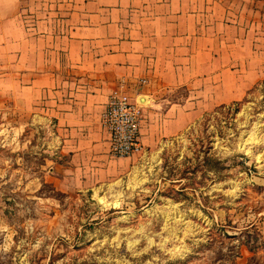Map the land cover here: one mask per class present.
I'll use <instances>...</instances> for the list:
<instances>
[{"label":"rangeland","instance_id":"1","mask_svg":"<svg viewBox=\"0 0 264 264\" xmlns=\"http://www.w3.org/2000/svg\"><path fill=\"white\" fill-rule=\"evenodd\" d=\"M63 2L24 0L53 18ZM0 6V17L22 20V0ZM10 107L0 264H264V248L250 250L258 233L264 241V80L228 112L206 111L157 147L115 157L118 175L78 187L52 170L51 122L24 128ZM213 155L222 178L204 163Z\"/></svg>","mask_w":264,"mask_h":264},{"label":"crops","instance_id":"2","mask_svg":"<svg viewBox=\"0 0 264 264\" xmlns=\"http://www.w3.org/2000/svg\"><path fill=\"white\" fill-rule=\"evenodd\" d=\"M62 1V17L24 0L22 20L0 17V120L51 122L52 170L75 187L121 171L102 123L121 81L151 150L264 80V0Z\"/></svg>","mask_w":264,"mask_h":264},{"label":"built area","instance_id":"3","mask_svg":"<svg viewBox=\"0 0 264 264\" xmlns=\"http://www.w3.org/2000/svg\"><path fill=\"white\" fill-rule=\"evenodd\" d=\"M141 79L140 84H146ZM131 84L121 81L109 96L102 115L103 126L111 136L110 154L114 157H131L144 151L142 121L144 106L139 98L130 92Z\"/></svg>","mask_w":264,"mask_h":264},{"label":"trees","instance_id":"4","mask_svg":"<svg viewBox=\"0 0 264 264\" xmlns=\"http://www.w3.org/2000/svg\"><path fill=\"white\" fill-rule=\"evenodd\" d=\"M260 83L261 82L256 84V86L253 89H255ZM252 90L249 92V94L252 92ZM234 104H239V102H235V103L230 104V105H225V106L219 107L216 109L217 110L216 113H222V112L226 113L229 110H231V106H233ZM204 163L208 166V168H210V167L213 168L219 178H222L224 176V174H222L221 158L219 156L213 155L212 157H207L206 160L204 161ZM210 163H213V164L211 165ZM254 242H256L257 247L250 248V250L253 251V253L255 255H257L258 252L261 250V248H264V241H262L259 233L257 236H254ZM251 259H253V257Z\"/></svg>","mask_w":264,"mask_h":264}]
</instances>
